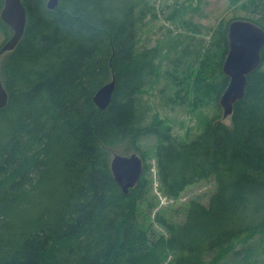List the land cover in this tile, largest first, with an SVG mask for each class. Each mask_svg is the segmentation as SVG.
I'll return each instance as SVG.
<instances>
[{
  "label": "trees",
  "instance_id": "trees-1",
  "mask_svg": "<svg viewBox=\"0 0 264 264\" xmlns=\"http://www.w3.org/2000/svg\"><path fill=\"white\" fill-rule=\"evenodd\" d=\"M23 3L24 35L0 70L9 93L0 108V264H216L235 240L264 231V46L231 124L215 117L182 142L161 132L157 116L145 124L143 94L155 81L159 50L138 49L150 0H60L56 10L45 0ZM243 7L262 19L241 18L264 28V0ZM4 28L12 32L0 17ZM188 29L176 48L177 83L186 86L200 62L197 104L218 103L229 84L228 25L215 28L209 44L195 40L200 28ZM6 34L3 44L13 35ZM113 78L112 100L101 110L94 95ZM145 133L167 139L157 144L165 195L211 177L217 183L209 203L191 201L183 220L158 215L167 231L159 237L136 213L151 188L147 165L128 194L111 171V150ZM251 250L233 254L251 264Z\"/></svg>",
  "mask_w": 264,
  "mask_h": 264
},
{
  "label": "rangeland",
  "instance_id": "rangeland-1",
  "mask_svg": "<svg viewBox=\"0 0 264 264\" xmlns=\"http://www.w3.org/2000/svg\"><path fill=\"white\" fill-rule=\"evenodd\" d=\"M45 1L47 3L48 0ZM245 2L247 0H150L148 16L145 17L139 32L138 49L141 51L158 48L159 50L155 60L157 67L155 81L146 86L143 94L144 103L149 107L145 124L152 121L153 116H157L162 120L159 124L161 132H166L168 129L170 134L182 142L195 139L206 123L215 117H220L226 124H231L232 114L228 117L223 116L220 100L218 103L215 100H205L203 104H197L195 87L199 80L200 62L194 63L186 86L177 83L183 77L182 69L175 70L173 63L178 57L176 48L182 41L188 40L187 34L191 33L188 29L189 24L201 30V34L199 32L196 34L195 40L204 36L207 38L204 40H208L209 44L214 29L221 24L223 27L227 25L229 27L232 20L241 17L262 19L260 13L247 11L243 7ZM5 32L10 33L11 36L13 30L12 32L5 28L0 30V46L7 38ZM9 52L6 51L0 56L1 62ZM170 73L173 75L171 76ZM160 139L162 142H167L165 137L156 133H145L136 141L128 139L111 150V159L117 153L122 155L137 153L141 156L143 164L147 165L145 175L151 188L144 197L136 201V213L139 223L148 227L149 232L158 237L167 234L163 225L156 220L158 215L161 214L173 222L183 220L191 201L195 200L207 205L217 188L216 178L211 177L188 185L178 196L165 195L157 173V144ZM244 238L243 236L235 240L233 250L219 255L220 259L216 264H242L243 262H239L241 255L236 256L233 252L243 245L252 248L249 251L251 264H264V231L247 237L245 241ZM210 258L211 256L207 257L206 261Z\"/></svg>",
  "mask_w": 264,
  "mask_h": 264
},
{
  "label": "water",
  "instance_id": "water-1",
  "mask_svg": "<svg viewBox=\"0 0 264 264\" xmlns=\"http://www.w3.org/2000/svg\"><path fill=\"white\" fill-rule=\"evenodd\" d=\"M59 4L60 0H48L46 3L51 10H56ZM0 15L13 30L11 38L0 49L1 56L6 51H12L23 37L27 25V9L23 0H5ZM228 37L229 51L223 63V72L229 77V84L220 97L224 117L230 116L234 105L244 97L247 76L262 62L264 28L250 19H235L229 23ZM115 87L116 80L113 78L96 92L94 102L99 109L108 107ZM8 101L9 93L0 76V108H4ZM111 171L123 192L128 194L143 175V160L137 153L114 154L111 159Z\"/></svg>",
  "mask_w": 264,
  "mask_h": 264
},
{
  "label": "bare ground",
  "instance_id": "bare-ground-1",
  "mask_svg": "<svg viewBox=\"0 0 264 264\" xmlns=\"http://www.w3.org/2000/svg\"><path fill=\"white\" fill-rule=\"evenodd\" d=\"M9 39H10V38H9ZM9 39H8V40H9ZM8 40H7V41H8ZM7 41H6V42H7ZM6 42H5V43H6ZM5 43H4V44H5ZM4 44L1 46V48L4 46Z\"/></svg>",
  "mask_w": 264,
  "mask_h": 264
},
{
  "label": "flooded vegetation",
  "instance_id": "flooded-vegetation-1",
  "mask_svg": "<svg viewBox=\"0 0 264 264\" xmlns=\"http://www.w3.org/2000/svg\"><path fill=\"white\" fill-rule=\"evenodd\" d=\"M4 54V53H3Z\"/></svg>",
  "mask_w": 264,
  "mask_h": 264
}]
</instances>
